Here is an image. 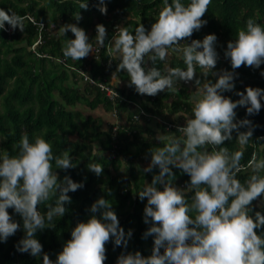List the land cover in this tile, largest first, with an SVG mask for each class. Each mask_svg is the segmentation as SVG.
Returning a JSON list of instances; mask_svg holds the SVG:
<instances>
[{
  "label": "clouds",
  "instance_id": "9594fccd",
  "mask_svg": "<svg viewBox=\"0 0 264 264\" xmlns=\"http://www.w3.org/2000/svg\"><path fill=\"white\" fill-rule=\"evenodd\" d=\"M211 3L162 0L150 30L143 23L134 29L118 25L110 40L105 25H96L94 41L106 49L109 67L118 60L112 78L125 73L128 87L141 96L174 93L180 81L194 82L196 89L184 125L177 126L175 133L158 131L155 139L159 146L149 148L145 155L150 162L143 172L158 169L151 182L136 192L140 201H147L143 222L149 227L142 239L153 238L151 254L121 252L116 264H264V156L254 150L247 163H242L245 147L255 148L258 143L252 139L258 125L247 118L238 119L236 111L244 107L248 116L259 114L264 107V89L248 86L235 91L236 69L264 65V24L249 17L224 50L232 70L214 71L220 58L218 37L208 34L202 40L192 39L207 25L202 17ZM88 7V0L79 3L80 9ZM97 7L107 14L105 0H98ZM73 18L77 23L60 27L64 35L69 31L74 35V39L62 42V53L65 60L81 61L93 53V43L86 30L78 26L80 12ZM26 19L31 17L0 7V31H8L7 25L13 32H23ZM32 23L39 29L45 27L42 22ZM170 52L179 54L184 67L168 66ZM198 68L202 79L197 77ZM260 74L264 76V72ZM227 92H234L239 99L233 101L224 95ZM234 133L239 147L229 148L226 142L233 141ZM14 148L15 154L0 150V242H7L21 228L9 213L13 209L22 219L24 231L17 251L42 256V264H105L109 242L114 250L128 248L133 230L125 231L113 204L101 197L86 209L89 218L77 222L71 238L52 260L36 235L51 229L55 217L66 214V205L72 203L69 193L85 185L70 175L59 177L58 169L67 171L76 165L69 149L54 154L42 134L30 137L25 131ZM87 168L97 176L103 173V167L94 162ZM173 169L190 177L183 187L177 186ZM241 173H245L243 179ZM257 200L259 204L254 207ZM41 205L45 206L43 212Z\"/></svg>",
  "mask_w": 264,
  "mask_h": 264
},
{
  "label": "trees",
  "instance_id": "16d2710c",
  "mask_svg": "<svg viewBox=\"0 0 264 264\" xmlns=\"http://www.w3.org/2000/svg\"><path fill=\"white\" fill-rule=\"evenodd\" d=\"M80 2L82 0H0V7L5 10L31 17V20H25L23 32L19 29L13 32L7 25L8 31H0V150L7 149L15 154L14 145L25 131L30 137L34 133L42 134L51 143L54 154L69 149L76 167L67 171L58 169L59 177L63 179L70 175L85 186L69 193L72 203L66 205V214L62 218L55 217L52 228L38 232L36 238L44 252L55 260L64 242L71 238L72 228L89 218L86 209L104 197L113 204L125 231L133 230L126 250L123 247L114 250L111 242L106 245L105 264H116L121 252L151 254L153 238L142 239L149 227L143 222L147 201H140L136 192L151 182L158 169L154 173L143 172L150 162L145 155L149 148L159 146L155 139L158 131L175 133L177 126L184 125L185 117L191 114L190 86L195 85L180 81L174 93L141 96L128 87L125 73H117L112 78L118 60L112 61L109 67L106 49L94 41L97 24L105 25L109 40L118 25L134 29L143 23L150 30L162 0H105L106 15L98 10V0H88L87 10L79 8ZM78 12L82 16L78 26L86 30L93 43V53L81 61L65 60L62 42L74 39V35L70 31L64 35L60 27L77 23L73 16ZM249 17L264 24V0H212L202 17L208 21L207 25L195 32L192 39L202 40L208 34L218 37L220 58L214 71L232 70L230 61L224 58V50ZM32 20L42 22L45 27L39 29ZM66 64L72 67H66ZM168 66L184 67L179 54L170 52ZM157 67L163 65L157 64ZM81 71L85 74L81 75ZM200 71L198 68L197 77L202 79ZM236 72L235 91H244L248 86L264 89V76L260 74L264 72V65L259 69L241 66ZM208 78L215 81L211 76ZM104 86L113 89L112 95ZM224 95L233 101L239 99L234 92ZM78 106L91 110L102 108L107 115L113 116L114 122L104 126L102 118L85 115L77 110ZM236 111L238 119L247 118L258 125L252 138L258 143L255 148L248 145L244 149L242 163L246 164L254 150L264 156V140H258L264 137V107L253 116H248L244 107H238ZM233 136V141L226 142L229 148L239 147L235 133ZM89 162L101 165L103 173L97 176L90 172ZM53 169L55 171L54 162ZM173 170L177 186L183 187L190 177L178 169ZM244 176L245 173H241V179ZM258 204L259 200L253 202L254 207ZM40 210L45 211V206L41 205ZM255 210L261 209L256 207ZM9 213L20 222L21 228L7 242H0V264H42V256L36 258L17 251L16 244L24 236L22 219L13 209H9Z\"/></svg>",
  "mask_w": 264,
  "mask_h": 264
},
{
  "label": "rangeland",
  "instance_id": "374dc122",
  "mask_svg": "<svg viewBox=\"0 0 264 264\" xmlns=\"http://www.w3.org/2000/svg\"><path fill=\"white\" fill-rule=\"evenodd\" d=\"M191 86H190L191 91L194 92L196 90L195 86H193V85H191ZM77 110H81L83 113H85V115H92L94 118H100V119L102 118L104 126L114 122L113 116L112 115H107L106 111H104L102 108L91 110V109H89V108H87L85 106H78Z\"/></svg>",
  "mask_w": 264,
  "mask_h": 264
},
{
  "label": "built area",
  "instance_id": "2783aa9c",
  "mask_svg": "<svg viewBox=\"0 0 264 264\" xmlns=\"http://www.w3.org/2000/svg\"><path fill=\"white\" fill-rule=\"evenodd\" d=\"M103 88H105L107 90V92H108L109 95H112V93H113V89L112 88H110L108 86H104ZM114 94L116 96V93L115 92H114ZM115 129H116V127H115Z\"/></svg>",
  "mask_w": 264,
  "mask_h": 264
}]
</instances>
